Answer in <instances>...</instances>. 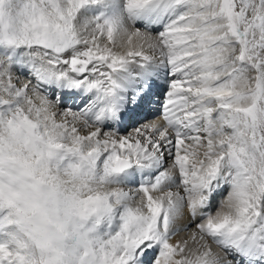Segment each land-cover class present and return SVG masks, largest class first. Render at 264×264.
Listing matches in <instances>:
<instances>
[{"label":"snow or ice","instance_id":"1","mask_svg":"<svg viewBox=\"0 0 264 264\" xmlns=\"http://www.w3.org/2000/svg\"><path fill=\"white\" fill-rule=\"evenodd\" d=\"M0 264H264V0H0Z\"/></svg>","mask_w":264,"mask_h":264},{"label":"bare ground","instance_id":"2","mask_svg":"<svg viewBox=\"0 0 264 264\" xmlns=\"http://www.w3.org/2000/svg\"><path fill=\"white\" fill-rule=\"evenodd\" d=\"M130 130V128H129ZM186 221L185 220H181L179 223H180V231H178L173 237H172V240L173 242L177 241V240H183V239H187L189 233L191 232V228L185 230L182 225L183 223H185Z\"/></svg>","mask_w":264,"mask_h":264},{"label":"rangeland","instance_id":"3","mask_svg":"<svg viewBox=\"0 0 264 264\" xmlns=\"http://www.w3.org/2000/svg\"><path fill=\"white\" fill-rule=\"evenodd\" d=\"M188 237V236H187Z\"/></svg>","mask_w":264,"mask_h":264}]
</instances>
